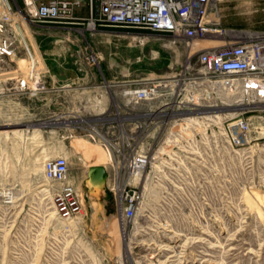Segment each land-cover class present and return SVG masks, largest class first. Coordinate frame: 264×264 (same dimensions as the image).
<instances>
[{"label": "rangeland", "instance_id": "rangeland-1", "mask_svg": "<svg viewBox=\"0 0 264 264\" xmlns=\"http://www.w3.org/2000/svg\"><path fill=\"white\" fill-rule=\"evenodd\" d=\"M218 5L224 26L264 31V0ZM252 9L259 18L249 19ZM89 26L83 30L89 44L99 29L109 40L101 67L92 66L98 81L43 82L48 90L41 92V57L34 56V65L27 49L8 65L0 54V264H264V101L220 110L229 117L252 110L246 116L256 123L245 142H230L222 124L204 126L197 160L182 161L178 174L141 178L143 199L129 220L107 184L101 193L90 190L88 170L102 165L98 151H108L83 132L73 134L70 117L96 116L109 107L101 95L119 87H102L105 77L116 83L167 74L184 61L186 49L138 29ZM88 41L86 50L95 51ZM123 58L132 59L114 63ZM18 76L27 77L25 88ZM59 155L69 157L70 180L82 189L83 214L73 222L57 217L43 191L44 161Z\"/></svg>", "mask_w": 264, "mask_h": 264}, {"label": "built area", "instance_id": "built-area-1", "mask_svg": "<svg viewBox=\"0 0 264 264\" xmlns=\"http://www.w3.org/2000/svg\"><path fill=\"white\" fill-rule=\"evenodd\" d=\"M95 2L99 12L86 26L138 29L146 36L171 37L186 49L184 61L167 74L116 83L105 77L102 87H119L102 93L109 107L96 116L70 117L73 134L83 132L109 151L106 184L118 211L131 220L143 199L141 178L178 174L184 169L182 161L197 160L202 127L222 124L230 142L248 139L256 123L254 116H246L251 109L232 117L220 112L225 115L222 122L215 111L264 101V31L224 26L218 0H90L92 10ZM80 4L81 0L42 2L35 19L69 24L76 20L74 10ZM9 20V15L0 17V32L6 31ZM12 44L4 40L0 54L12 56ZM86 61L100 68L102 55L91 49ZM17 78L25 88L27 77ZM36 78L31 75L29 80ZM39 80L38 90H48ZM43 174L48 182L43 191L57 217L78 220L84 203L82 189L70 180L69 157L46 159Z\"/></svg>", "mask_w": 264, "mask_h": 264}, {"label": "crops", "instance_id": "crops-1", "mask_svg": "<svg viewBox=\"0 0 264 264\" xmlns=\"http://www.w3.org/2000/svg\"><path fill=\"white\" fill-rule=\"evenodd\" d=\"M47 1L49 0H2L0 2V17L4 15L10 17V20L5 23L6 31L0 32V45H3L4 40L13 43L11 45L14 49L13 55L4 56L8 65H14L27 53L23 39L26 38L33 56L41 57L40 62L42 59L46 66V71L40 73V79L44 83L57 87L82 78L89 82L98 81L99 74L86 61L89 51L86 50L85 43L88 39H85L84 37L87 36L83 34V30H88L87 21L99 12L98 3H94L92 10L90 0H81V4L74 10L76 20L69 24H60L35 19L37 7ZM255 11L258 10L252 9L248 12L250 20L260 17ZM89 34L90 37L95 36L92 33ZM108 41L105 29H99L96 38L92 39L93 48L102 55V58L105 56L103 44ZM92 45L89 44L90 47ZM131 59L123 58L114 63L119 66L128 63ZM110 64L113 62H109L108 65Z\"/></svg>", "mask_w": 264, "mask_h": 264}, {"label": "water", "instance_id": "water-1", "mask_svg": "<svg viewBox=\"0 0 264 264\" xmlns=\"http://www.w3.org/2000/svg\"><path fill=\"white\" fill-rule=\"evenodd\" d=\"M107 169L102 165H93L88 170L87 184L93 192L101 193L107 182Z\"/></svg>", "mask_w": 264, "mask_h": 264}, {"label": "bare ground", "instance_id": "bare-ground-1", "mask_svg": "<svg viewBox=\"0 0 264 264\" xmlns=\"http://www.w3.org/2000/svg\"><path fill=\"white\" fill-rule=\"evenodd\" d=\"M93 29H94V27H92ZM24 39V43H26V46H27V48H28V50H30V48H29V42H28V40L26 39V38H23ZM39 54V53H38ZM35 58V57H34ZM34 65L36 64V59H34ZM35 70V69H34ZM34 70H31L32 71V73L34 74ZM223 98H225V97H223ZM226 99H228L227 97H226ZM250 105V104H249ZM248 105V106H249ZM239 106H242V105H240L239 104ZM242 107H245V106H242ZM229 107H227V108H225V109H227V110H229L228 109ZM224 109V110H225ZM216 114H217V118H218V120H219V122H222V120L223 119H225V115L224 114H222V113H220V112H222V111H220V110H216ZM225 114H227V115H232V114H228V113H225ZM249 137V136H248ZM99 145H101V143L99 144ZM75 146H77L78 148H81L82 149V151L84 152V151H86V150H84L85 149V146L83 147L82 146V144H79V143H76L75 144ZM102 146V145H101ZM103 147V146H102ZM80 149V150H81ZM95 151L97 152L98 150H96L95 149ZM88 152V151H87ZM99 152V155H100V157L102 158V161L100 162H96V163H99V164H101L102 163V166H107L106 164H108V163H110V160H111V155H110V153H109V151H108V153H103V152H101V151H98ZM84 154H85V152H84ZM85 156H87V154H85ZM96 163H93V164H96ZM98 165V164H97ZM140 179V177H138V178H136V181H138ZM80 192H82V190H80Z\"/></svg>", "mask_w": 264, "mask_h": 264}]
</instances>
